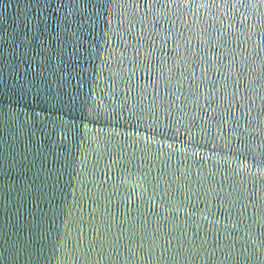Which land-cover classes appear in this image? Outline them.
Listing matches in <instances>:
<instances>
[{"label": "water", "instance_id": "obj_1", "mask_svg": "<svg viewBox=\"0 0 264 264\" xmlns=\"http://www.w3.org/2000/svg\"><path fill=\"white\" fill-rule=\"evenodd\" d=\"M0 264H264V0H0Z\"/></svg>", "mask_w": 264, "mask_h": 264}]
</instances>
